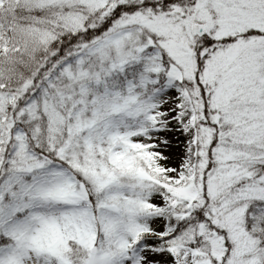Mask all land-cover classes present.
I'll list each match as a JSON object with an SVG mask.
<instances>
[{
    "label": "snow or ice",
    "instance_id": "obj_1",
    "mask_svg": "<svg viewBox=\"0 0 264 264\" xmlns=\"http://www.w3.org/2000/svg\"><path fill=\"white\" fill-rule=\"evenodd\" d=\"M0 264H264V0H0Z\"/></svg>",
    "mask_w": 264,
    "mask_h": 264
}]
</instances>
